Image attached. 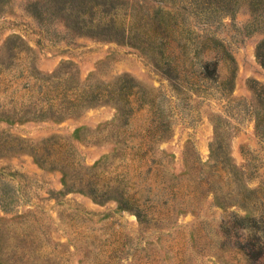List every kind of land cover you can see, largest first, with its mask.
I'll return each mask as SVG.
<instances>
[{"label":"rangeland","instance_id":"1","mask_svg":"<svg viewBox=\"0 0 264 264\" xmlns=\"http://www.w3.org/2000/svg\"><path fill=\"white\" fill-rule=\"evenodd\" d=\"M209 1L0 0V264L263 263L264 0Z\"/></svg>","mask_w":264,"mask_h":264},{"label":"trees","instance_id":"2","mask_svg":"<svg viewBox=\"0 0 264 264\" xmlns=\"http://www.w3.org/2000/svg\"><path fill=\"white\" fill-rule=\"evenodd\" d=\"M238 1V2H237ZM239 3V0H210L208 2L209 4V9H213V10H220V11H224V12H229V11H232L235 7H236V4ZM105 32L107 33V37H111V33H112V27H107L105 29ZM115 39V38H114ZM256 56L259 60V62L264 66V41H262L258 46H257V49H256ZM215 63H212V64H205L204 66V71L206 72V75L207 77H211L214 75V72H215ZM210 67H212V69L210 70ZM257 116H259V112L257 111L256 112V132L259 131V122H258V118ZM213 161V160H212ZM218 161L217 160H214V164L213 166H218ZM221 169H223V167H221ZM100 193L102 194V192H98V190L96 188H90L88 194L91 195L92 197H96L97 194ZM3 209H8L9 207V204H4V205H0ZM241 222H248V223H253L254 225L250 224L249 225H240L239 229L243 230L245 229L246 232L252 236V238L254 240H257L254 241L255 244H253V248L251 249V251H253V253L255 255H257L258 257H260V254L261 252L260 251H255L253 250L254 247H256L258 244H259V247H258V250H262L263 246H264V242H261V241H264V229L263 230H260L259 227L257 226V222L254 218H240ZM264 264V260H263V263Z\"/></svg>","mask_w":264,"mask_h":264}]
</instances>
